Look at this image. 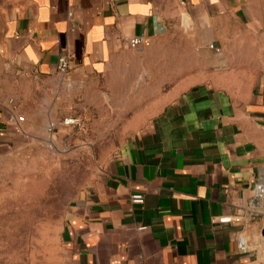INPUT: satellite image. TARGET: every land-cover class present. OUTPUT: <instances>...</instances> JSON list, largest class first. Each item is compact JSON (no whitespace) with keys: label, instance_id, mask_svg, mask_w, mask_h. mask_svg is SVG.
<instances>
[{"label":"crops","instance_id":"obj_1","mask_svg":"<svg viewBox=\"0 0 264 264\" xmlns=\"http://www.w3.org/2000/svg\"><path fill=\"white\" fill-rule=\"evenodd\" d=\"M71 116L113 117L120 141L0 264H264V206L246 211L264 184V0H0V175Z\"/></svg>","mask_w":264,"mask_h":264},{"label":"rangeland","instance_id":"obj_2","mask_svg":"<svg viewBox=\"0 0 264 264\" xmlns=\"http://www.w3.org/2000/svg\"><path fill=\"white\" fill-rule=\"evenodd\" d=\"M63 118L49 119L32 138L27 135L24 153H15L3 167L0 248L6 252H28L35 237L44 235L51 223L60 221L67 207L95 178L101 160L120 141L111 116L104 123L96 116L84 117L79 129L62 124ZM51 121L60 124L54 133L47 130ZM52 133L56 146L47 141Z\"/></svg>","mask_w":264,"mask_h":264},{"label":"built area","instance_id":"obj_3","mask_svg":"<svg viewBox=\"0 0 264 264\" xmlns=\"http://www.w3.org/2000/svg\"><path fill=\"white\" fill-rule=\"evenodd\" d=\"M127 44L131 48H137L140 46H147L149 45V40H147L144 36H132L128 39ZM209 47H213V44H209ZM57 70L61 73H66L69 69V63H68V55L64 54L57 58L56 63ZM10 103L12 101L10 100ZM19 119H23L21 116ZM64 125H76L78 127L81 126V119L79 117H64L61 121ZM56 122H49L47 125L48 132H52L53 129L56 127ZM132 200L137 203L143 202V194H134L132 196ZM264 206V184H256L254 188V192L252 196L249 198V200L246 203V211L248 212V215L251 219H254L259 213L261 212V208ZM233 220H240V216H235ZM218 222L226 223L231 221L230 217H221L218 218ZM238 248L240 250L245 249V244L243 240H240L238 242Z\"/></svg>","mask_w":264,"mask_h":264},{"label":"water","instance_id":"obj_4","mask_svg":"<svg viewBox=\"0 0 264 264\" xmlns=\"http://www.w3.org/2000/svg\"><path fill=\"white\" fill-rule=\"evenodd\" d=\"M262 233L264 234V227L262 228Z\"/></svg>","mask_w":264,"mask_h":264}]
</instances>
